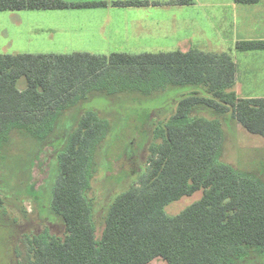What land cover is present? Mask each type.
Segmentation results:
<instances>
[{
    "label": "trees",
    "instance_id": "1",
    "mask_svg": "<svg viewBox=\"0 0 264 264\" xmlns=\"http://www.w3.org/2000/svg\"><path fill=\"white\" fill-rule=\"evenodd\" d=\"M260 1L234 0L241 5ZM102 6L106 3L0 0V12ZM236 49L264 50V41L238 42ZM23 79L27 84L20 87ZM235 83L236 64L228 53L0 55V146L16 131L48 137L64 111L94 92L150 93L171 84L200 89L183 97L176 114L155 130L147 170L114 200L101 239L88 198L89 168L110 123L87 112L59 155L52 208L64 220L65 236L45 231L27 237L22 264H150L156 259L167 264H264V184L220 163L221 123L191 113L199 106L231 111L250 133L264 136V98L238 97ZM198 191L203 192L200 201L177 216L166 213L168 205Z\"/></svg>",
    "mask_w": 264,
    "mask_h": 264
},
{
    "label": "rangeland",
    "instance_id": "2",
    "mask_svg": "<svg viewBox=\"0 0 264 264\" xmlns=\"http://www.w3.org/2000/svg\"><path fill=\"white\" fill-rule=\"evenodd\" d=\"M224 9H221L223 13ZM231 8H225V13ZM257 24V19L248 18ZM221 15V25H222ZM235 19L227 15V30L220 38L213 37L202 51L228 53L234 62L251 68L257 53L236 49ZM250 26L243 28V33ZM223 32V28H222ZM223 32V33H224ZM248 38L250 34L247 35ZM205 42L206 41H202ZM264 63V56L256 58ZM241 82V83H240ZM233 91L241 98L264 97V81L242 80ZM26 79L20 87H25ZM200 89L194 85L171 84L150 93L130 91L120 94L91 93L64 111L51 135L37 139L26 133L14 132L0 146V264H22L28 256L27 237L45 231L64 237L65 223L52 208L53 191L60 173L59 155L63 153L87 112H95L110 123L89 168L91 189L88 198L94 206L96 237L101 239L106 216L114 200L138 183L147 170L149 146L155 130L177 112L179 101ZM196 116L217 120L222 126V144L218 161L235 171L257 178L264 184V136L250 133L233 115L206 106L192 110ZM198 191L166 207L169 216H177L200 201ZM150 264H167L156 259ZM250 264H254L250 262Z\"/></svg>",
    "mask_w": 264,
    "mask_h": 264
},
{
    "label": "crops",
    "instance_id": "3",
    "mask_svg": "<svg viewBox=\"0 0 264 264\" xmlns=\"http://www.w3.org/2000/svg\"><path fill=\"white\" fill-rule=\"evenodd\" d=\"M63 1L75 4L104 2L106 6L0 12V55L109 56L188 53L193 50L212 53L198 48L212 43V31L213 37L225 35L227 15L235 19L237 43L264 41V0L257 5H241L234 0H186L185 5H177L178 0ZM126 1H147L149 5H113ZM227 7L231 12L225 13ZM221 9H224L223 13ZM250 17L257 19L258 23L251 20L249 25ZM246 26L250 29L243 33ZM251 52L257 53L251 68L235 61L236 85L242 80L264 81V63L256 61L264 56V50Z\"/></svg>",
    "mask_w": 264,
    "mask_h": 264
}]
</instances>
